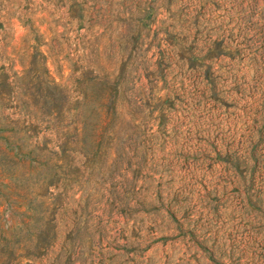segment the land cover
I'll return each mask as SVG.
<instances>
[{
    "label": "rangeland",
    "instance_id": "1",
    "mask_svg": "<svg viewBox=\"0 0 264 264\" xmlns=\"http://www.w3.org/2000/svg\"><path fill=\"white\" fill-rule=\"evenodd\" d=\"M0 264H264V0H0Z\"/></svg>",
    "mask_w": 264,
    "mask_h": 264
}]
</instances>
